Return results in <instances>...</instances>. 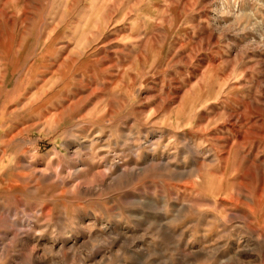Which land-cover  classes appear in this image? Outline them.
<instances>
[{
    "label": "rangeland",
    "instance_id": "1",
    "mask_svg": "<svg viewBox=\"0 0 264 264\" xmlns=\"http://www.w3.org/2000/svg\"><path fill=\"white\" fill-rule=\"evenodd\" d=\"M0 264H264V0H0Z\"/></svg>",
    "mask_w": 264,
    "mask_h": 264
}]
</instances>
